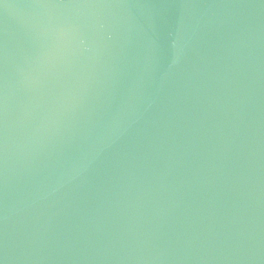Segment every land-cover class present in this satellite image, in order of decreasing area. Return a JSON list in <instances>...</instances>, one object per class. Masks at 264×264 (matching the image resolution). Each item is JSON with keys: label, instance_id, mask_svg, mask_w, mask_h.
Returning <instances> with one entry per match:
<instances>
[{"label": "water", "instance_id": "obj_1", "mask_svg": "<svg viewBox=\"0 0 264 264\" xmlns=\"http://www.w3.org/2000/svg\"><path fill=\"white\" fill-rule=\"evenodd\" d=\"M0 264H264V0H0Z\"/></svg>", "mask_w": 264, "mask_h": 264}]
</instances>
